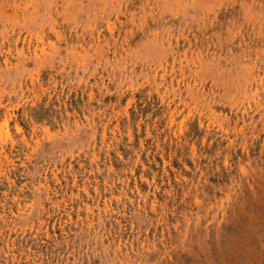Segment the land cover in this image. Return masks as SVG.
<instances>
[{
  "label": "rangeland",
  "instance_id": "rangeland-1",
  "mask_svg": "<svg viewBox=\"0 0 264 264\" xmlns=\"http://www.w3.org/2000/svg\"><path fill=\"white\" fill-rule=\"evenodd\" d=\"M0 264H264V0H0Z\"/></svg>",
  "mask_w": 264,
  "mask_h": 264
}]
</instances>
